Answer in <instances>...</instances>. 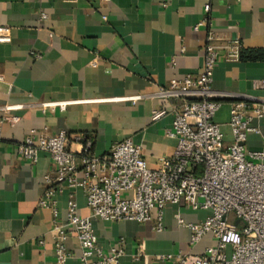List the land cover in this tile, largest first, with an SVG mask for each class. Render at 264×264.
I'll use <instances>...</instances> for the list:
<instances>
[{
	"label": "crops",
	"instance_id": "crops-1",
	"mask_svg": "<svg viewBox=\"0 0 264 264\" xmlns=\"http://www.w3.org/2000/svg\"><path fill=\"white\" fill-rule=\"evenodd\" d=\"M41 13L47 16L44 21ZM204 18L205 25L194 30ZM0 27L10 29L11 39L0 44V107L23 106L10 113L19 118L16 124L0 127V264H57L52 214L39 207L49 186L44 177L53 183L54 167L45 153L34 165L17 156L16 147L27 136L64 132L75 154L82 150L74 140L80 136L95 156L131 140L148 168L158 169L159 159L175 151L176 140L166 132L179 102L155 95L172 81L202 73L209 32L241 45L238 61L218 60L211 85L215 95L264 101V0H212L207 17L203 0H0ZM234 100L225 99L214 118L225 143L232 140L227 123ZM43 103L66 105L43 109ZM153 111L166 114L152 120ZM253 126L259 133L249 134L244 148L258 151L264 143V117ZM67 193L55 197L61 222ZM75 199L78 215L88 217L80 191ZM209 214L168 205L161 232L150 223L99 219L92 220V228L103 255L122 242L120 264H173L160 257L199 255L216 245L206 234L191 246V233L177 224V216L196 224ZM65 246L73 254L66 264H80L76 238L70 236Z\"/></svg>",
	"mask_w": 264,
	"mask_h": 264
},
{
	"label": "built area",
	"instance_id": "built-area-1",
	"mask_svg": "<svg viewBox=\"0 0 264 264\" xmlns=\"http://www.w3.org/2000/svg\"><path fill=\"white\" fill-rule=\"evenodd\" d=\"M211 1L203 0L206 17ZM46 18L44 13L39 15L41 21ZM205 23L206 18L194 30ZM10 40V29L0 27V44ZM240 50L237 40H222L209 32L203 48L202 73L172 81L156 93L158 99L179 102L171 112V129L166 132L176 140L175 151L170 157L160 158L156 170L148 168L141 148L131 140L114 144L101 156L93 155L90 143L80 136H75L74 140L82 144L81 152L70 151L69 138L64 132L54 136L32 134L17 145L16 154L26 163L36 164L39 154L45 153L54 167L53 183L50 177H44L49 186L39 207L52 214L57 264H66L73 257L65 246L70 236L76 238L80 247L77 257L80 264H120L122 242H117L108 255H103L97 247L92 220L150 223L155 232H161L168 205L210 212L196 224L187 223L180 216L176 220L180 227L190 231L191 246L198 244L206 234L212 235L216 245L199 255H166L161 256V260L173 264H264V143L258 151L244 148L248 135L259 133L253 122L264 117V101L226 93L215 95L211 88L218 60L236 62ZM3 82L0 74V87ZM227 98L235 99L229 103L230 143H225L222 128L214 121ZM65 105L43 103L41 108L63 110ZM22 108V105L1 106L0 127L4 122L11 126L16 124L19 118L10 113ZM165 114L153 111L152 120ZM65 189L68 190L66 220L61 222L55 197ZM78 191L90 210L88 217L77 213ZM92 257L95 259L91 260Z\"/></svg>",
	"mask_w": 264,
	"mask_h": 264
}]
</instances>
